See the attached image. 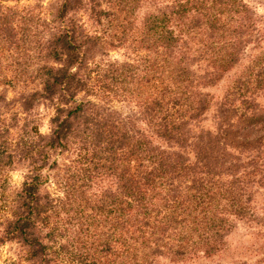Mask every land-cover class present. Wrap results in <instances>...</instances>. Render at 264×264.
Wrapping results in <instances>:
<instances>
[{"label":"trees","instance_id":"16d2710c","mask_svg":"<svg viewBox=\"0 0 264 264\" xmlns=\"http://www.w3.org/2000/svg\"><path fill=\"white\" fill-rule=\"evenodd\" d=\"M5 1L0 246L16 252L3 264L179 263L264 222V16L242 0H53L48 18ZM112 49L132 57L105 60Z\"/></svg>","mask_w":264,"mask_h":264},{"label":"rangeland","instance_id":"374dc122","mask_svg":"<svg viewBox=\"0 0 264 264\" xmlns=\"http://www.w3.org/2000/svg\"><path fill=\"white\" fill-rule=\"evenodd\" d=\"M246 5L251 7L257 15L264 16V0H242ZM53 0H9L2 2L1 4L6 6L25 7L29 5L33 9L34 14H38L41 17L48 18L49 9L48 5ZM145 9V8H143ZM142 12V11H141ZM139 12L137 16L141 14ZM132 55L126 53L122 49L109 50L104 57L105 60L111 62L121 63L130 59ZM237 73V69L227 73L222 80H220L215 86L207 88V92L213 97L219 98L222 94L228 81ZM11 94H8L10 97ZM109 107L121 114L131 113L132 107L126 103L112 102L108 104ZM35 114L37 115V127L38 131L42 134L48 131V117L51 114V109L46 105H40L35 108ZM212 107L205 114V120L201 124L204 128L211 127ZM21 170L10 172L7 176L8 183L11 187L16 188L22 181ZM47 192L55 193L52 180L47 177L45 184ZM256 193L253 196V207L257 213H264V188H256ZM264 222L259 223H245L237 222L231 233L225 238V245L221 251L216 253L210 258L196 257L185 262L168 263L163 261L161 264H264ZM15 246L12 244L0 246V264L8 262L13 259L15 254Z\"/></svg>","mask_w":264,"mask_h":264}]
</instances>
